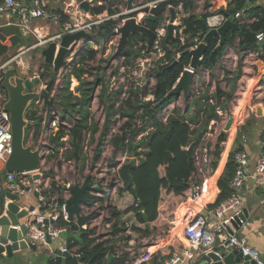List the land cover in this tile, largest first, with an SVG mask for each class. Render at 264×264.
<instances>
[{
    "label": "trees",
    "instance_id": "obj_1",
    "mask_svg": "<svg viewBox=\"0 0 264 264\" xmlns=\"http://www.w3.org/2000/svg\"><path fill=\"white\" fill-rule=\"evenodd\" d=\"M192 6L193 0H185L187 12L191 10ZM209 6L210 4L206 3V8ZM245 6V0H233L226 12L231 19L238 22L235 14ZM101 11L102 9L99 10V12ZM245 12L248 17L255 16L257 19L253 22L238 23V29H229L223 53L228 45L234 44L236 38H239L241 50L264 52V39L259 40L257 38L260 32L264 33V6L256 4L246 9ZM208 15L209 12L200 15L190 13L182 18V25L185 26L184 33L188 35L186 43H182L179 31L174 38L168 39L167 36L164 38L162 47L165 56L159 58L152 70L156 78V85L153 90L155 99L144 100V97L149 93L146 86L132 88L130 95L122 100L119 105L115 104L116 98L111 99L107 96V119L102 127L91 117L90 102L95 86L99 83L104 84V82L100 76H97L94 81H87L84 78V74L88 72L85 68V62L87 59L94 58L95 52L91 51L83 59L82 65L73 68L64 78L57 109L61 110L62 113L71 111L74 114H79L81 118L69 130L63 127L57 130L51 138L54 150L57 151L60 146H65L66 141L62 138L69 135L72 150H67L69 153L66 155L68 158L79 160L83 154L85 133L92 130L94 136L100 129L95 151L96 161L101 154L104 141L110 134L113 123L112 117L119 114L121 118L127 119L119 128V132L113 136L111 143L116 150H122L132 158L116 170L118 191L114 194V204L110 209L112 217L116 219L113 231L129 230L126 235L127 240L151 235H158L155 243L165 239L174 214L185 198V190L189 186V177L195 169L194 148L201 143L208 132L209 123L212 120L219 121L221 119L218 110L220 102L224 105L232 97L231 92H224L220 87H217L213 96L210 95L206 101H197L198 107L195 110L191 109L192 105L185 110L176 106L169 115L167 122L159 119L157 115L165 105L175 99L173 97L169 102L156 106V103L174 87L184 69L189 65L190 53L186 52L183 55L181 53L191 46L190 39L203 38L207 33L209 30L206 23ZM161 17L162 15H160V19ZM145 22L152 27H157L160 21L153 22L146 18ZM112 27L113 22H110L109 25H96L92 28L91 35L106 36L112 31ZM137 38L146 39L139 34H131L122 51L127 56L128 65L133 66L135 60L142 55L140 49L134 47ZM219 40V35L212 39L205 57L200 61V68H212L214 63L220 59L221 55H216L214 59L211 57V51L217 46ZM8 50L9 47L0 40V58L5 56ZM179 54L180 56H178ZM263 56L264 54H261V57ZM165 60L168 62L166 63ZM72 76L81 81L77 87L78 90H81L80 95L74 94L70 89ZM104 95L105 92L101 94V101L106 103ZM214 100L217 103H214ZM31 111V119H37L36 112ZM138 118L142 120L139 126L136 124ZM37 133L38 129L35 130L34 136ZM139 135H141L140 139H138ZM226 139L227 133L222 132L216 145L214 168L217 167L221 158ZM230 139L232 140V137ZM237 144L236 149L232 150L229 155L225 170L219 178L220 193L215 204L226 199L233 191L231 180L236 169L234 154L243 148L241 132L238 134ZM187 147L189 149H185ZM226 150L228 153L227 147L223 158L227 156ZM223 162L224 160L221 163ZM2 177L4 178V171L0 175V180L3 179ZM61 223H68L70 226V231L66 234L70 249V255H67L68 264L77 263L76 255L78 253L81 254V259L87 264H121L131 261L127 252L122 256H115L111 262L108 261V256L114 250L112 246L114 240L98 242L90 236L89 230L80 229L75 222H67L61 219ZM75 230L77 232H73ZM187 246H189V240L183 232L182 236L174 237L167 245L163 246L158 254L153 257L152 262L158 263L159 260H165L174 251L182 250Z\"/></svg>",
    "mask_w": 264,
    "mask_h": 264
},
{
    "label": "built area",
    "instance_id": "obj_2",
    "mask_svg": "<svg viewBox=\"0 0 264 264\" xmlns=\"http://www.w3.org/2000/svg\"><path fill=\"white\" fill-rule=\"evenodd\" d=\"M158 1L159 0H155L153 2L142 4L132 2V8H129L124 2H113V13L97 16L88 21H76L66 26L64 31L59 34L51 36L47 35L39 38L36 45L47 46L51 42H57V47H60V40L63 35L81 30H85L88 33L86 37L73 41L67 47V53L65 55L66 63L60 68L56 77L54 90L51 93V96L54 97V105L47 107L42 101L36 103L38 106L45 107L43 122H46L47 116H51V124L54 127L59 126L60 115L57 114L56 108L59 93L63 87L64 78L73 70V68L80 66L83 59L88 56L91 51L95 52V57H101L103 55L102 57L104 59L105 68L107 66L108 71L110 72L109 76H112L113 79L116 78L118 81V84H114L111 87L114 92V98L117 99L115 103L116 105H119L122 100L126 99L130 95L131 89L136 88L137 86H146L148 88L149 93L144 97V100L155 99L153 90L156 85V78L152 73V70L156 66L159 58L165 56L162 44L164 38L168 35L169 16L164 18V20L155 28L156 37L151 50H148L147 39H136L134 47L140 49L142 55L135 60L134 66L128 65L127 56L123 52L119 54H117V52L122 37L120 31L121 26L125 24L126 20L132 16L131 14L135 10H140L145 6H155ZM46 2L47 0H33V4H31L26 0H1L0 14L7 15L10 20L7 23L8 25L17 24L21 34L27 35L34 31V29L31 28V24L39 18L48 17L58 21L63 18L62 13L54 12L52 9L48 8ZM245 4V8L235 14L238 23L255 21L257 18L255 16L248 17L245 10L256 4L264 6V0H245ZM107 5L110 7L111 3L110 5L109 3ZM176 7L178 13L180 12L184 15L191 13V10H189V12L186 11L185 0H176ZM143 13L144 16L142 18L137 17V22H143V19L147 16L146 12ZM227 19L228 17L222 10L214 9L209 12V15L206 18V23L209 29H217L222 26ZM110 22H113V27L109 34L106 36L91 35L94 26L107 23L110 24ZM36 33L40 35V32L37 31V29ZM257 38L263 40L264 33L260 32L257 35ZM202 40L203 38L201 37L190 39L189 42L192 44L189 49L197 46ZM33 46L34 45L25 47L24 50H21L10 60H7L0 65V162L3 166L12 153V124L10 113L5 108L8 96L1 85L4 78V70L12 66L13 63H18L17 58H19L24 51L30 50ZM250 54L256 57L253 61L255 64L256 60L261 58V54H264V52L253 51L250 52ZM151 55L153 57H151ZM154 56L157 58L154 59ZM86 61H88V59ZM165 62L167 63L168 61L165 60ZM138 67L144 73L142 77L143 82L140 84L135 82L130 75H125L126 72L132 74L130 71ZM42 71H45L44 66ZM124 71L125 74H123ZM197 74L198 71L195 72L193 81H195ZM36 75L39 74H34L33 76ZM175 103H177V101H171L165 105L157 114L159 119L167 122L169 115L176 105ZM48 133L50 132H46L45 134ZM211 137H213V132H207L201 143L194 148L193 158L195 169L189 177V186L185 190L184 200L190 199L197 201L200 204L202 203L206 180L215 170L213 166L215 160V146H213V144L207 146L202 143L205 140H210ZM260 145L261 152L255 162L254 174L250 173L248 170L250 165L249 152L246 149H241L235 152L234 161L236 163V169L231 180V187L233 189L232 193L212 208H208L206 205L202 204L201 211L192 214L187 218L184 224V232L189 240V246L182 250L174 251L169 258L165 259L163 264H185L190 260H195L197 255L196 251L198 249L203 250V254L209 250H213L218 239L226 248H236L242 252L244 256H249L252 260L256 261V264H264V259L261 258L260 251L250 246L246 238L240 237L237 234H229L226 230V224L235 220L244 208L242 189L248 178L251 176L256 180L264 182V133L261 136ZM44 150L45 147L42 152L46 153ZM35 174L36 172H4V182L0 183V192L12 190V192L21 193L20 184L28 185L30 187L34 186V189L40 192L42 188L40 184L42 183L44 176H42V179L41 175L39 178H35ZM91 176H93V178L90 179L92 181H98L99 185L104 188V191L90 190V192L93 193V197H91L88 202L81 205V213L87 215L88 219L81 226L78 225L76 219H74L73 222H75L80 229L89 230L91 232L90 236L95 238L98 242L114 240V243H112L114 250L110 255L119 257L127 252L128 255L130 254L132 256L130 257V262L126 261L121 264H148L154 257V251L147 248L146 250L137 253L129 247L133 244V240L126 239L129 230L113 231V225L116 222V219L112 217L110 209L114 204V194L118 191L116 173L114 178H110L106 172H95L91 174ZM63 193H65L63 196L60 195L51 200L44 196H40V204L32 209L26 207L28 213L35 216L34 220L28 219L26 222L29 228L25 239L30 247H37L40 243H43L45 245L49 244L51 248L52 242H58L60 254L70 253L67 239L64 238V234H67V232L70 231V226L68 223H61V219L71 222L68 219L69 214L65 207V200L66 198H69L71 194L68 189L63 190L62 194ZM67 195L70 196L67 197ZM61 198H63L62 201ZM102 201L105 203L103 204ZM204 209L206 210L204 211ZM1 212L0 209V214ZM51 250L55 251V249L52 248ZM76 258H80L78 264H87L81 259L82 257L80 253L76 255Z\"/></svg>",
    "mask_w": 264,
    "mask_h": 264
},
{
    "label": "water",
    "instance_id": "obj_3",
    "mask_svg": "<svg viewBox=\"0 0 264 264\" xmlns=\"http://www.w3.org/2000/svg\"><path fill=\"white\" fill-rule=\"evenodd\" d=\"M90 1H84L81 3V7L85 10H90ZM128 7L132 8V0L128 1ZM168 10L170 13L168 24L167 38L175 37L176 25L174 21L177 17L178 11L176 7V0H159L155 6H145L140 10H135L128 18L120 31L122 33L120 45L117 54L121 53L127 43L131 34H139L147 39L148 50H151L156 37L155 28L148 25L145 19L148 18L153 22L160 21V15ZM228 19L222 26L217 29H209L204 35L203 40L197 44L194 48H188L181 53H190L191 60L189 65L184 69L180 78L177 80L174 87L156 103V106L163 105L169 102L173 97L176 99L182 94L189 95L191 85L193 84V78L195 72L200 69V61L205 57L209 44L212 39L219 35L220 40L217 46L211 51V57L214 59L216 55H222L223 47L226 45V35L229 29L235 30L239 28L238 22L230 18L229 14L222 10ZM140 12H146L143 22H137V15ZM88 35L85 30L77 31L74 33L65 34L60 40V47L56 54L57 42H51L47 46H44L41 51L42 56L45 58V63L52 65V75L43 71L39 75L33 77H27L26 72L17 68V66H10L4 70V78L2 80V87L6 91L8 100L5 104L6 110L10 113L12 124V153L8 157L3 166L4 172H34L40 168L42 161L46 155L42 152L46 144H28L26 141V131L38 121L32 122L27 119V109L31 103L36 101H42L47 107L54 105V97L51 96L55 87L56 77L61 67L66 63L65 55L67 53V47L76 40L84 38ZM0 40L2 42L10 41L12 46H18L23 42V37L19 26L17 24L0 26ZM258 68V74L263 72L264 59L258 58L255 62ZM51 74V73H49ZM46 84L41 86L42 84ZM232 118L229 119L227 127L230 128ZM185 149H189L188 147ZM40 174L36 173L35 178H39ZM261 184L264 185V182ZM68 190L71 196L66 198L65 207L68 211V219L73 221L77 220L78 225H83L88 219L87 215L81 213V205L86 203L93 197V193L90 190L104 191L98 181H92L90 178H86L83 182H75L69 185ZM63 198H61V201ZM8 201V202H7ZM24 196L21 193L12 192V190H5L0 192V255L6 254L14 262L21 261L25 256V251L29 249L25 237L28 232V211L23 206ZM249 211L247 208H243L241 214L226 224V230L229 234H236L240 227L246 222L249 217ZM228 243V242H227ZM67 255H70L68 253ZM1 258V257H0ZM115 255H110L108 261H112ZM203 264H256V261L252 260L249 256H244L238 249H233L226 253L218 250H209L203 254ZM5 264V263H3ZM148 264H153L149 262ZM157 264H163L159 261Z\"/></svg>",
    "mask_w": 264,
    "mask_h": 264
},
{
    "label": "crops",
    "instance_id": "obj_4",
    "mask_svg": "<svg viewBox=\"0 0 264 264\" xmlns=\"http://www.w3.org/2000/svg\"><path fill=\"white\" fill-rule=\"evenodd\" d=\"M1 1V0H0ZM27 2L33 4V0H26ZM84 1H90V10L87 11L84 8L81 7V3ZM128 1L129 0H47L46 2V6L50 9H52V11L54 12H60L63 14V18L58 21L55 20L53 18H48V17H44V18H39L37 20H35L32 24H31V28L34 29L33 32L28 33L27 35H23V40L28 41L31 40L32 37H34V41L31 42L28 46H32L34 45L30 50L24 51L21 56L19 58H17L18 63L14 64L17 66V68H19L20 70L26 72V76L27 77H33V69L39 70V68H41L39 71H37L36 74H40L41 72H43V67L42 66H48L49 64L45 63V58L42 56V53L40 51L41 48H43L44 46H39L36 45L37 42L39 41V38L41 37H45V36H51L54 34H59L61 32L64 31L65 27L68 26L71 23H74L76 21H88L91 20L97 16H101V15H105L107 13H113L114 9H113V2L114 3H118V2H124L127 6H128ZM155 0H144L139 2L138 0H132V2L134 3H138V4H142V3H149V2H153ZM233 0H208L207 3L210 4V6L213 9H219V10H225L227 9V7L229 6L230 2H232ZM111 3V6L109 7L107 4ZM101 12H99V10H101ZM117 9V8H116ZM189 15V14H188ZM167 16L170 17V13L168 10H166L161 19L159 24L164 20V18H166ZM184 15L182 13H178L177 17L174 21V24L176 25V29H175V36L177 34V32L179 31L180 35H181V41L182 43H186L187 39H188V35L184 33V29L185 26L182 25V18ZM138 17V16H137ZM142 18V17H141ZM9 18L7 17V15H3L0 14V26L3 25H8L7 23L9 22ZM107 25H109V23H107ZM36 29L37 31L40 32V35H38V33H36ZM26 38V39H25ZM5 43L8 47V53L12 52L15 48V46H12L10 41H6L3 42ZM232 45H228L224 52L227 51L228 49H230ZM25 47H27V45H20L19 50L10 55L6 60H4L3 62L10 60L15 54H17L18 52H20L21 50H24ZM233 47V46H232ZM59 47H57L56 50V54L58 52ZM32 51V54L28 55L27 54ZM34 52V54H33ZM224 54V53H223ZM180 56V54H179ZM41 61L40 64H37L36 61ZM2 62V63H3ZM1 63V64H2ZM217 63V61L214 63V65ZM0 64V65H1ZM213 65V66H214ZM254 66L251 65V67L253 68H257V66L255 64H253ZM50 67L52 68V65H50ZM47 68V67H46ZM213 68V67H212ZM264 71V68H263ZM52 74L48 73V76H50ZM263 77V76H262ZM262 77H259V79L257 80L258 82L262 81ZM253 80V79H251ZM46 84V82H44V84H42L41 86H44ZM194 82L191 85V91L194 88ZM250 91L253 92V86L252 84L249 82L247 84V87L245 88V91L243 93V97H241L240 100L244 101L247 100V102L243 105V109H244V113L241 110V105L239 103H237L235 106V114L240 113L239 115H237L236 117H234L233 121L231 122L230 125V132L227 135V139L223 144V151H222V155L221 158L219 159L218 165L215 168L214 172L209 176V178L206 180L205 183V193H204V197L202 199V203H198L197 201H193V200H183L182 203L179 205L177 211L174 214V217L171 221V226L168 230L167 235L165 236V239L162 241H158L157 243L153 244L152 246H150L149 244H145V240H147L148 236L146 237H142V238H138V239H132L133 242H139L143 244V246L141 247L142 250H146L147 248H150L152 251H154V256L158 254L159 250L167 245L174 237L176 236H182V233L184 232V224L187 220V218H189L192 214H195L199 211H201L202 209V204L206 205L208 208H212L214 207L216 204V199L220 193V188L218 186V181L219 178L221 177V175L223 174L224 170H225V166L229 160V155L231 154L232 150H235L236 147L238 145H236L237 143V138H238V130L241 129L244 132H246V134H244L243 136L241 135V140H242V145L243 148L242 149H246L249 152L250 155V165L248 170L250 171V173L254 174L255 173V162L258 158V156L260 155L261 152V145H260V139L261 136L264 133V90L263 89H258L257 91V101H253L252 97L249 99L250 97ZM183 95V94H182ZM182 95L180 96V98L182 97ZM234 94L232 93V96ZM231 101V100H230ZM38 101L35 102L33 108L31 110H34L36 113H39V111H42L45 107L44 106H38L36 103ZM32 105V103L30 104ZM29 105V107H30ZM28 107L27 109V119L35 122L37 121L36 119H31V113L32 111L30 110V108ZM257 111V116L255 118V121H253V128H249V130L247 131L246 125L248 123V117L251 115V111L254 110ZM259 114H262L261 116H259ZM226 118V117H225ZM228 121V118H226ZM51 116H47L46 117V122H41L39 123V126H37V124H34L33 126H31L30 128H27L26 131V141L28 144H34L35 145H39L41 143L46 144L43 139L40 140L39 142H35V139L37 135L41 134L43 135L45 132H54L55 133V129L57 127H54L51 124ZM244 123V124H242ZM38 129V133L36 134V136H34L35 134V130ZM232 137V140L230 139ZM227 143V146H226ZM228 149V153L227 156L225 154V158H223L224 156V152L225 149ZM237 152V151H236ZM44 159L41 163L40 168L42 169L44 163H45ZM222 160H224L223 163ZM39 173V172H37ZM41 175V173H39ZM50 174H48L47 177L44 176V178L42 179V175H41V179H42V183L41 185V191H36L34 189V186L30 187L28 185H21V194H23L24 196V202H23V206L26 208H34L36 207L38 204H40V196H44L46 198H48L49 200L60 196V193H62V187L61 184L59 183H55V181L52 183L50 181ZM3 178V177H2ZM55 180H58L57 178H54ZM84 180H80L79 182H83ZM0 182H4V179H1ZM263 181L260 180H256L254 177H249L248 180L246 181L243 189H242V195L244 198V207L247 208V210L249 211V217L246 220V222H244V224L240 227V229L237 231V235L240 237H244L246 238L248 244L256 249H258L260 251V255L261 258L264 259V185L261 184ZM73 182H69L66 186V189L69 188V185ZM70 195H67V197H69ZM8 202V201H7ZM206 207V209H207ZM204 209V211L206 210ZM28 219L30 220H34L35 216L33 214H29L28 213ZM73 232H77V230L73 231ZM64 238L67 239L66 233L64 234ZM131 249H134L133 246H129ZM52 249H55V251H52ZM45 245L43 243H40L37 247H29L28 250L25 251V256L24 258L19 261V262H14L13 259H10L6 256V254L2 255V257L0 258V264H68L67 261V254H60L59 249H58V242H52V245ZM215 250H218L220 252H228L231 251L232 248H226L225 246H223L220 242V240L218 239L214 248ZM141 252V251H140ZM196 259L195 260H190L188 262H186L185 264H203V250L198 249L196 251ZM129 257H132L129 254ZM80 261V259H78L77 263ZM164 262L165 260H159ZM152 262V260L150 261ZM153 263V262H152ZM153 264H157V263H153ZM205 264H210V263H205Z\"/></svg>",
    "mask_w": 264,
    "mask_h": 264
},
{
    "label": "rangeland",
    "instance_id": "obj_5",
    "mask_svg": "<svg viewBox=\"0 0 264 264\" xmlns=\"http://www.w3.org/2000/svg\"><path fill=\"white\" fill-rule=\"evenodd\" d=\"M139 2L144 1V0H138ZM208 0H193V6L191 8V14H203L205 12H210L211 10H214L211 7L206 8V3ZM26 39V38H25ZM35 39L34 37L31 38V40L25 41L18 46H15L14 50L12 52L7 53L5 56L0 58V64L6 60L10 55L16 53L20 45H29L31 42H33ZM233 46V47H232ZM228 49L227 51L224 52V54L221 55L220 59L217 61V63L213 66L212 69H207V68H202L198 70V74L195 78L194 81V88L193 91H189V95L186 98L184 94L182 97H178L176 99H173L176 102L175 107L179 106L183 110L185 108H190L192 105L191 109L195 110L198 105V102H203L208 99L210 95L213 96V93L216 92L217 87H220L224 92H231L234 94L231 97V101L229 100L226 102L224 105L220 102L218 110L219 114L221 115V119L219 121L212 120L209 123V128L208 132L212 131L213 132V137L210 138V140H205L203 141V145L210 146L213 144L214 147V152L216 150V145L218 143V138L222 132H226L227 135L231 131L229 127H227V123L230 118H232V121L234 117L239 115L240 113L235 114V106L237 103L241 105V110L244 113V109L242 107L244 101L240 100L241 97H243V93L245 91V88L247 87V84L250 82L253 86V92L250 91V97H252L253 101H257V90L263 89L264 90V71L260 74H258V68H252L254 66V59L256 58L254 55H251L250 52H244L241 49L239 50V39L236 38L234 44ZM42 51V49H40ZM32 54V51H30L28 55ZM34 54V52H33ZM103 56V55H102ZM94 57L89 59L88 61L85 62V68L88 70L86 74H84V78L87 81H94L97 76H100L106 84H97L95 86V91L92 94L91 102H90V112H91V117L94 119L95 122H97L100 127L103 126L104 122L107 119V96L113 99L115 96L113 95V90H112V85L118 84V81L116 78L113 79L112 76H109L110 72L108 71V68L104 64V59L103 57ZM151 57H153L151 55ZM157 57L154 56V59ZM262 59L264 58L261 57ZM37 64H40L41 61H36ZM15 63L12 64V66ZM82 65V64H81ZM80 65V66H81ZM104 66V67H103ZM134 66V65H133ZM43 67V66H42ZM47 67V68H46ZM45 72H49L52 74V77H54L53 72L51 71L52 68L50 65L45 66ZM41 68H39L40 70ZM36 69H33V74H36L37 71ZM132 74L129 72L125 71L123 74L130 75L134 79L135 82L137 83H142L143 82V72L142 70L138 67L135 68L134 70L130 71ZM134 74V75H133ZM68 75V74H67ZM263 76V77H262ZM259 77H262V81L258 82L257 80ZM253 79V80H251ZM115 82V83H114ZM81 81H79L75 76L71 77L70 81V89L74 92L76 95H80L81 90H78V86L80 85ZM104 87V89H103ZM105 92L104 99L106 103H103L101 101V94ZM111 94V95H110ZM224 98V97H223ZM248 100V98H247ZM245 100V103L247 102ZM214 103H217L216 100H214ZM244 103V104H245ZM34 104L30 105V110L33 108ZM225 106H227L225 108ZM36 107V106H35ZM34 107V108H35ZM174 107V108H175ZM33 108V109H34ZM173 108V109H174ZM56 112L58 115H60V123L59 126L55 129V133L57 130L61 127L69 130L72 125L76 124L78 120L81 118L79 114H74L71 111H67L66 113H62L61 110L56 108ZM44 113L45 109L42 111H39V113H36L35 116L37 117V121L41 123L44 118ZM51 113V111H50ZM257 111L252 110L251 115L248 117V123L246 125L247 131L249 128H253V121H255V118L257 116ZM262 114H259L261 116ZM228 118V121L226 118ZM113 123L111 125V131L110 134L107 136L106 140L103 143L102 146V151L99 156V158L95 161V154H96V149H97V139L99 138V132L100 129L94 134L92 130H88L85 133L84 137V147H83V154L81 155V158L79 160H75L74 158H68L66 153H69L67 150H72V146L70 144L69 135H66L62 138V140H65V146H60L59 149L56 151L53 149L52 144H51V138L55 134L54 132H50L48 134H41L37 135L35 139V142H39L40 140L46 141V147H45V163L41 168L34 172H39L41 173L42 176L47 177L48 174H50V181L53 183H59L61 184L62 191L66 189V186L69 182H79L80 180H85L86 178H93L91 174L97 172V173H103L106 172L107 175L110 176V178H114V175L116 173V170L127 160L132 158L128 153L123 152L122 150H116L115 147L112 145L111 141L113 136L119 132V128L126 122L127 119L121 118L119 114H116L115 116L112 117ZM136 124L139 126L142 122L141 119L136 120ZM244 124V123H242ZM241 132V135L243 136L246 134L243 130L239 129L238 134ZM141 138V135L138 136V139ZM236 145H238L236 143ZM53 149V150H52ZM139 162V161H138ZM41 166V165H40ZM3 170V165L0 162V175L2 174ZM112 175V176H111ZM32 177V175H31ZM54 178H57L58 180H55ZM4 179V178H3ZM65 193H60V195H64ZM103 204L105 203L102 201ZM171 226V225H170ZM170 228V227H169ZM158 238V235H151L147 238V240L143 241L145 244H149L152 246L155 244V240ZM133 250L135 252H142V242L139 243L133 242L132 245Z\"/></svg>",
    "mask_w": 264,
    "mask_h": 264
},
{
    "label": "bare ground",
    "instance_id": "obj_6",
    "mask_svg": "<svg viewBox=\"0 0 264 264\" xmlns=\"http://www.w3.org/2000/svg\"><path fill=\"white\" fill-rule=\"evenodd\" d=\"M137 16H138V18H141V17L144 16V13H143V12H140ZM230 125H231V124H230Z\"/></svg>",
    "mask_w": 264,
    "mask_h": 264
},
{
    "label": "clouds",
    "instance_id": "obj_7",
    "mask_svg": "<svg viewBox=\"0 0 264 264\" xmlns=\"http://www.w3.org/2000/svg\"><path fill=\"white\" fill-rule=\"evenodd\" d=\"M35 104V103H34Z\"/></svg>",
    "mask_w": 264,
    "mask_h": 264
}]
</instances>
